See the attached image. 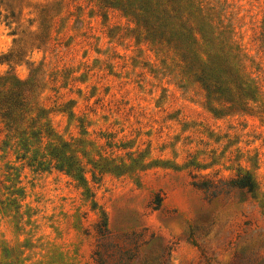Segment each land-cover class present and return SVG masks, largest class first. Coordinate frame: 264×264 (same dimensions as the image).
<instances>
[{"label":"rangeland","instance_id":"374dc122","mask_svg":"<svg viewBox=\"0 0 264 264\" xmlns=\"http://www.w3.org/2000/svg\"><path fill=\"white\" fill-rule=\"evenodd\" d=\"M48 1L55 4L43 20L34 6ZM199 1L230 30L243 73L259 89L249 112L214 116L174 55L137 42L116 9L105 16L94 1L24 0L19 32L36 19L32 29L48 40L35 48L21 32L16 62H0V73L12 66L25 79L38 66L36 98L56 132L81 136L83 119L85 138L103 156L128 162L127 151L146 152L158 164L106 172L99 182L86 164L93 207L67 173L35 170L17 158L22 150L0 149V264H264V0ZM14 27L0 17V54L12 48ZM239 168L255 175L257 199L193 184Z\"/></svg>","mask_w":264,"mask_h":264},{"label":"trees","instance_id":"16d2710c","mask_svg":"<svg viewBox=\"0 0 264 264\" xmlns=\"http://www.w3.org/2000/svg\"><path fill=\"white\" fill-rule=\"evenodd\" d=\"M96 2L103 15L108 9H116L127 19V30L137 42H146L152 50L174 55V62L180 68L181 77L197 83L205 92V106L214 114L222 117L235 112H249L251 102L258 100L259 89L242 70L241 50L231 42L230 30L222 24L215 12L206 9L199 0H88ZM54 1L34 6L44 20ZM24 0H0V17L9 27L14 37L12 48L0 54V62L12 64L18 56L15 50L21 46L24 36L30 45L39 48L48 40V34L39 37V30L32 29L33 19L26 30L17 27L23 16ZM21 32L25 35H21ZM32 65V63H31ZM11 66V65H10ZM38 66H30L29 76L22 79L12 66L0 73V123L4 137L0 138V149L9 146L22 150L17 158L27 159L28 165L35 170L55 168L70 175L83 188L87 198L96 207L95 192L89 185L86 164L91 167V177L99 182L102 175L111 172L121 175L137 169L145 170L158 162L145 161L147 153L129 150V161L123 158L103 156L94 143L85 138L87 130L83 119L80 121L81 136L65 138L54 130L48 119V110L38 104L37 89L40 87ZM66 110V109H65ZM64 110V111H65ZM70 115L73 112L70 110ZM14 144L11 145V142ZM44 144V146H43ZM108 145H111L109 142ZM118 147L132 148L125 142ZM91 148H88V147ZM96 151L98 158L92 156ZM86 159L84 163L83 159ZM196 177V175H194ZM193 184L207 192L238 189L258 198L259 183L251 170L239 168L229 178L218 180L204 177ZM158 207V206H156ZM101 237L108 233L107 219L103 213L98 223Z\"/></svg>","mask_w":264,"mask_h":264}]
</instances>
